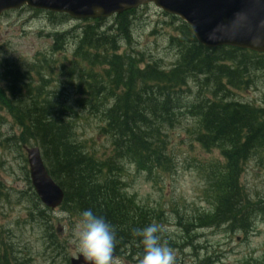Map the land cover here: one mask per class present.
Wrapping results in <instances>:
<instances>
[{
  "label": "rangeland",
  "instance_id": "1",
  "mask_svg": "<svg viewBox=\"0 0 264 264\" xmlns=\"http://www.w3.org/2000/svg\"><path fill=\"white\" fill-rule=\"evenodd\" d=\"M171 17L151 4L138 7L125 17L129 22V42L120 34L115 35L114 29L119 24L114 17L98 25L113 28L109 33L114 34L111 37L115 39L117 54L135 60L139 69L156 61L161 68L169 70L178 56L171 38L178 36L182 29L181 21ZM87 25L97 26V23L74 21L47 12L33 13L29 9L6 14L0 19V73L6 68L26 72L24 76L29 85H17L14 99L28 101L32 96L38 102L46 98L72 105L76 111L75 140L103 161L112 155V150L109 137L100 133V114L88 105H78L79 101L87 104L88 85L85 79L78 78L88 76L89 66L76 56L79 51L83 52V47L80 48V39L75 33L82 35ZM54 33L63 35L66 46L65 50L52 54ZM100 33L107 35L104 30ZM84 50L97 53L88 48ZM44 60L49 62L45 64ZM76 65L81 69L77 75ZM102 67L105 66L95 65L91 72L98 74ZM2 76L1 89L5 91ZM189 88L191 94L183 95L185 104L194 99L193 93L200 91L193 82ZM231 91L237 101L264 108V75H258L245 91ZM206 93L202 90L199 96ZM5 109L0 106V229L3 232L0 259H7L9 264H67L69 258L79 253L73 242V231L80 217L63 209L46 212L50 222L48 232L59 238L54 245L47 238V229L31 218L24 147L38 144L32 139H27L25 144L16 140L21 130ZM182 114L177 116L178 122L172 128L166 129L170 168L146 171L123 159L119 163L123 166L121 190L135 206L151 214V224L160 226L162 241L174 251L175 264L264 261V216L254 217L246 233L228 226L205 225L204 220L210 219L214 209L208 181L212 171L224 161L219 150L206 151L196 142L199 130L195 118ZM240 184L250 199L264 198L263 154L246 160ZM125 259L121 257L119 264H134Z\"/></svg>",
  "mask_w": 264,
  "mask_h": 264
},
{
  "label": "trees",
  "instance_id": "2",
  "mask_svg": "<svg viewBox=\"0 0 264 264\" xmlns=\"http://www.w3.org/2000/svg\"><path fill=\"white\" fill-rule=\"evenodd\" d=\"M133 12L115 17L119 24L115 35L120 34L127 42L129 22L125 17ZM98 22L82 31L80 46L97 53L77 54L89 66L88 76L82 78L89 90L87 104L79 101L78 105H88L100 114V133L109 137L112 150L105 160H98L75 140L76 111L66 101L44 98L36 102L30 97L28 101L11 102L0 91V106L7 109L21 130L16 140L25 144L32 139L39 145L48 174L63 190L61 208L78 217L88 209L103 216L113 225L116 240L132 242L139 254L142 245L132 233L150 225L151 214L135 206L121 191L123 166L119 163L128 160L146 171L169 169L166 129L186 113L198 125L196 142L206 151L219 150L224 161L208 181L214 209L204 223L246 233L254 217L264 216V198L250 199L239 179L248 158L264 155V108L237 101L231 90L245 91L258 75H264V54L225 46L206 49L181 23L180 34L171 38L178 50L172 68L165 70L151 61L139 69L135 60L116 54L114 34L109 33L113 28H106L107 35L97 33ZM61 40V36L54 38V48L62 47ZM95 65L106 67L95 74L91 72ZM75 71H81L78 65ZM12 75V82H16ZM190 82L207 93L199 96L200 91L195 92L194 99L185 104L183 95L192 92ZM76 89L82 92L79 86ZM25 176L29 185L27 171ZM29 190L32 218L48 229V210L41 206L30 185Z\"/></svg>",
  "mask_w": 264,
  "mask_h": 264
},
{
  "label": "water",
  "instance_id": "3",
  "mask_svg": "<svg viewBox=\"0 0 264 264\" xmlns=\"http://www.w3.org/2000/svg\"><path fill=\"white\" fill-rule=\"evenodd\" d=\"M148 3L185 22L207 49L228 46L264 53V0H0V14L27 5L73 19H98ZM25 153L34 192L45 207L55 209L63 191L48 175L40 149L25 148ZM71 264L85 262L78 256Z\"/></svg>",
  "mask_w": 264,
  "mask_h": 264
},
{
  "label": "clouds",
  "instance_id": "4",
  "mask_svg": "<svg viewBox=\"0 0 264 264\" xmlns=\"http://www.w3.org/2000/svg\"><path fill=\"white\" fill-rule=\"evenodd\" d=\"M160 232L157 224L133 231V236L138 237L142 245L138 264H175L174 251L162 241ZM73 237L85 264H119L114 255L116 232L103 216L94 214L91 209L82 211L74 226Z\"/></svg>",
  "mask_w": 264,
  "mask_h": 264
},
{
  "label": "flooded vegetation",
  "instance_id": "5",
  "mask_svg": "<svg viewBox=\"0 0 264 264\" xmlns=\"http://www.w3.org/2000/svg\"><path fill=\"white\" fill-rule=\"evenodd\" d=\"M0 74H3L2 77H4V81H5V86H4V89H6V91L8 92V96L9 100H12L14 98V94H13V91H14V88L18 85L20 87L22 86H27L26 83L24 84H21V83H18V81L14 82V84L12 85V71L10 68H6L5 70H3ZM15 78H21V79H25L26 77L24 76V73H15L13 72ZM14 78V79H15ZM10 84V85H9ZM1 86V84H0ZM13 86V87H12ZM1 91V89H0ZM32 97V96H31ZM123 241L122 240H117L116 241V245H115V251H114V255L118 258V260L123 257V258H127V259H130L133 257V254H126L124 253V249L122 248V245H123ZM79 255V253H78Z\"/></svg>",
  "mask_w": 264,
  "mask_h": 264
},
{
  "label": "bare ground",
  "instance_id": "6",
  "mask_svg": "<svg viewBox=\"0 0 264 264\" xmlns=\"http://www.w3.org/2000/svg\"><path fill=\"white\" fill-rule=\"evenodd\" d=\"M139 77V76H138ZM137 78V77H136ZM240 179V178H239ZM78 206V205H77ZM79 207V206H78ZM82 209V208H81Z\"/></svg>",
  "mask_w": 264,
  "mask_h": 264
}]
</instances>
